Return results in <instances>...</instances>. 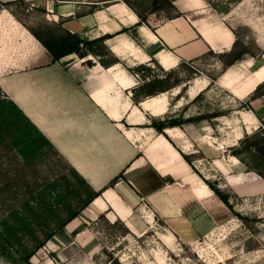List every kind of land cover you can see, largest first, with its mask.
Instances as JSON below:
<instances>
[{
	"label": "rangeland",
	"instance_id": "obj_1",
	"mask_svg": "<svg viewBox=\"0 0 264 264\" xmlns=\"http://www.w3.org/2000/svg\"><path fill=\"white\" fill-rule=\"evenodd\" d=\"M90 1L121 2L143 26L148 20L161 23L182 16L179 7L192 8L190 21L232 33L234 43L227 52L203 46L177 60L171 70L156 60L136 64L137 99L167 93L168 110L152 123L163 129L179 127L195 141L191 152L196 154L187 162L228 213L209 215L196 236L176 235L162 221L150 220L140 206L130 220L135 233L125 222L100 215L80 226V235L69 234L60 225L93 192L42 136L14 116L13 126L0 120V264H264V186L258 188L264 185V85L241 99L233 93L264 63V0H199L198 5L185 0L184 6L176 0ZM28 8L24 0L0 3V10H7L41 41L66 36L47 19L44 8ZM86 48L95 52L90 54L95 61H116L104 44ZM228 63L236 64L227 68ZM194 80L205 82L206 89L191 100L186 90ZM175 91L180 94L174 96ZM0 100L10 103L1 90ZM200 137L213 146L202 149ZM231 157L240 165L230 173L242 185H228L229 177L214 164L219 159L231 165ZM17 165L24 169L21 175L14 173ZM7 180L10 189H4Z\"/></svg>",
	"mask_w": 264,
	"mask_h": 264
},
{
	"label": "crops",
	"instance_id": "obj_2",
	"mask_svg": "<svg viewBox=\"0 0 264 264\" xmlns=\"http://www.w3.org/2000/svg\"><path fill=\"white\" fill-rule=\"evenodd\" d=\"M24 1L29 11L44 8L47 19L65 34L85 41L108 36L103 44L116 58L107 66L90 54L82 59L71 54L54 62L22 22L7 10H0L1 93L89 189L100 193L66 224L69 234L80 235V226L100 215L125 222L135 233L137 228L130 220L139 206L149 213L150 220L162 221L173 233L184 237L201 234L209 215H226V208L187 162L196 154L191 152L195 141L179 127L158 132L151 126L167 112L169 99L167 93L137 99L136 64L156 60L162 68L171 70L177 60L194 50L200 52L203 46L217 53L227 52L234 43L232 33L204 21H190L187 14L195 11L192 8L179 7L182 16L161 23L148 20L143 26L121 2ZM185 2L176 0L178 6ZM87 60L92 64L87 65ZM252 77L250 72L234 90L236 97L244 98L264 83L259 81L251 88L248 81ZM205 89V82L194 80L186 95L193 100ZM175 92L174 96L180 94ZM207 139L200 137L204 150L205 145L213 146ZM233 158L231 165L219 159L214 164L231 178L226 179L228 185H242L236 183L239 177L230 173L231 168L240 165ZM48 244L52 245L50 241Z\"/></svg>",
	"mask_w": 264,
	"mask_h": 264
},
{
	"label": "trees",
	"instance_id": "obj_3",
	"mask_svg": "<svg viewBox=\"0 0 264 264\" xmlns=\"http://www.w3.org/2000/svg\"><path fill=\"white\" fill-rule=\"evenodd\" d=\"M142 22H143V20L140 18L138 24L141 25ZM122 32H124V31H122ZM35 37L42 43V45L51 54L54 62L58 61L59 59L65 57V56L71 55V54H75L76 56H78L81 59L87 57L89 54H95V52L91 48L88 49L86 47H88V46L90 47L93 44H103L104 41L106 40V38H108V36H106V37H102V38L96 39L94 41H85V40L81 39L77 35H71L69 33H66L65 37H60V38L54 39L51 43H46L44 41H41V39L39 37H37V36H35ZM80 45H82V47L85 48L86 51H83V49L80 47ZM100 63L103 66H107V65L103 64L102 61H100ZM236 63H238V62H236ZM236 63H234V64H236ZM86 64L87 65H91L92 64L91 60H87ZM234 64L233 63H228L227 64V66H228L227 68L233 66ZM261 85H264V83L258 85L256 87V89L252 93L257 91L259 86H261ZM0 111H1L0 112V120L4 121V123L7 122V123H10L12 125L13 122H12V118L11 117L18 116L19 118L24 120V123H25L26 127L32 128L35 133L39 134L37 132V130L33 127V125L24 117V115L20 112V110L12 102L6 103V102H3V101L0 100ZM151 126L153 128H155L158 132H162L163 127H161V124L157 125L155 123H152ZM168 128H170V127H168ZM19 130L21 131V129H19ZM23 172H24V169L21 168L19 165H17V167L14 169V173L16 175H21ZM8 175H9L8 171L6 173H4L5 177H8ZM8 180H9V177H8ZM8 180L5 182L6 185L4 186V189H8V188L10 189V185L11 184L8 183ZM116 180H117V178L113 179L112 182H111V185ZM13 186L17 187L18 184L17 185H13ZM27 186H28V183L26 184V187ZM99 195H100V193H92V195L86 201H84L82 203V206L76 212L72 213L71 216L65 222H63L60 225L59 229L64 228L67 223H69L71 220L76 218L79 215V213L83 209L88 207L91 204V202L93 201V199L95 197L99 196ZM51 237H52V235H50V237L47 238V241L50 240ZM41 247H42V245H39V248H41ZM31 256H32V254H29L28 256H26V258H25L26 261H28V259Z\"/></svg>",
	"mask_w": 264,
	"mask_h": 264
},
{
	"label": "bare ground",
	"instance_id": "obj_4",
	"mask_svg": "<svg viewBox=\"0 0 264 264\" xmlns=\"http://www.w3.org/2000/svg\"><path fill=\"white\" fill-rule=\"evenodd\" d=\"M251 73L253 77L250 81H248L249 87L252 88L259 81H264V66L262 67L257 66L255 69L251 71ZM233 159H234V163H237L236 158H233ZM201 184L203 185L204 188L206 187L204 183H201Z\"/></svg>",
	"mask_w": 264,
	"mask_h": 264
}]
</instances>
